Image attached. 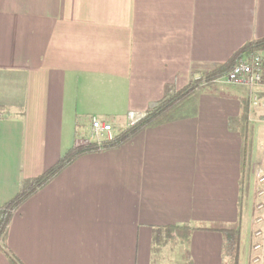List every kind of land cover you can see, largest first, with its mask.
<instances>
[{
  "label": "crops",
  "instance_id": "0c3cea01",
  "mask_svg": "<svg viewBox=\"0 0 264 264\" xmlns=\"http://www.w3.org/2000/svg\"><path fill=\"white\" fill-rule=\"evenodd\" d=\"M262 38L264 0H0V208L81 148L92 118L114 138L128 113ZM213 84L29 198L0 238V264H249L264 108ZM255 94L264 104V87Z\"/></svg>",
  "mask_w": 264,
  "mask_h": 264
},
{
  "label": "trees",
  "instance_id": "16d2710c",
  "mask_svg": "<svg viewBox=\"0 0 264 264\" xmlns=\"http://www.w3.org/2000/svg\"><path fill=\"white\" fill-rule=\"evenodd\" d=\"M264 52V38L254 40L245 45L238 51L227 63L219 65L214 69L204 73L198 79L189 82L188 85L178 91H168L165 96L156 104L151 106L144 114V117L133 127L126 128L124 131L115 136L111 141L101 142L99 145L91 144L87 147L75 148L63 156L58 163L42 176L24 181L21 185L20 192L10 200L6 205L0 208V238L4 237L9 227L12 216L17 210L34 194L49 184L63 170L69 167L78 158L118 148L131 140L143 130L157 126L170 120L174 115L184 110L195 100L202 88L213 89V81L228 73L235 65L237 59L247 55L259 54ZM227 237V248L233 245L234 239L237 238V231L234 228L224 230ZM11 264H17L9 257ZM236 262L234 256L233 264Z\"/></svg>",
  "mask_w": 264,
  "mask_h": 264
},
{
  "label": "built area",
  "instance_id": "2783aa9c",
  "mask_svg": "<svg viewBox=\"0 0 264 264\" xmlns=\"http://www.w3.org/2000/svg\"><path fill=\"white\" fill-rule=\"evenodd\" d=\"M220 85L243 87L250 91V104L252 107L264 108V104L258 99L255 90L264 87V56L253 54L237 59L234 67L222 77L214 80ZM144 114L130 112L126 115L127 127L137 124ZM89 139L79 138L75 142L76 147H87L95 142L100 144L113 139L111 124L92 118L90 121ZM264 151V143L262 144ZM255 199L253 205L250 260L249 264H264V155L260 165L255 168Z\"/></svg>",
  "mask_w": 264,
  "mask_h": 264
},
{
  "label": "rangeland",
  "instance_id": "374dc122",
  "mask_svg": "<svg viewBox=\"0 0 264 264\" xmlns=\"http://www.w3.org/2000/svg\"><path fill=\"white\" fill-rule=\"evenodd\" d=\"M260 55H262V53H259ZM214 82V81H213ZM216 86V85H215ZM221 89L222 90H225V89H227V87H225V86H222L221 87ZM263 142V141H262ZM254 188H256V186H254ZM253 215V214H252ZM252 215H247L248 216V220H247V222H246V224H245V226H246V228L247 229H249L250 228V230H252L251 229V225H250V220H251V216ZM253 217V216H252ZM243 242H244V245H246V247L248 248L249 247V241H248V239H247V234H244V236H243ZM245 256L247 257V256H250V253H249V251H248V249H247V253H245Z\"/></svg>",
  "mask_w": 264,
  "mask_h": 264
}]
</instances>
